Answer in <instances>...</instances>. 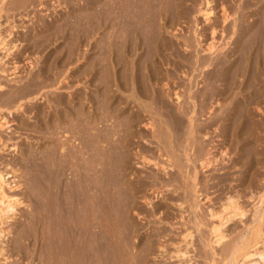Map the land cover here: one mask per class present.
Instances as JSON below:
<instances>
[{"label":"rangeland","instance_id":"rangeland-1","mask_svg":"<svg viewBox=\"0 0 264 264\" xmlns=\"http://www.w3.org/2000/svg\"><path fill=\"white\" fill-rule=\"evenodd\" d=\"M0 1H1L0 2V35H1L0 37L4 39V45L0 44L1 45L0 46V59H1L0 71L3 69L5 71L4 73L0 72V84L3 86L0 89V106L7 107L8 109L10 108L9 110L12 112L11 114H8L7 110L3 111L4 115L5 116L7 115V119L10 120V122H9L8 128L0 131V171H2L3 173L8 172V174L5 176V178H6L7 182L10 183L11 185H14L15 184L14 182H16V183L18 182L17 185L20 184L18 187H15V188L12 187V188L8 189V187H6V189H7L6 191H7L9 196H13V198H17V199H19V201H21V203L16 206L15 211L13 213H9L10 219L6 220V222L3 225H0L1 226L0 229H2V231L4 230L2 232V234H0V245L4 246L5 251L6 250L8 251V253H7V251L3 252L4 253L3 256L7 257L6 258L7 260L5 259V261H3L5 257L2 258L3 256L2 257L0 256V258H1L0 264H36V263L38 264L39 258L42 255V258H40V261H39V264H41L42 260L45 259V261H47L46 258L48 256H50L48 258H51L52 257L51 255H53V257H54V254H53L54 252L51 251L52 252V254H51L49 249H48L49 251L45 250L47 252V254L45 251H42V249L45 246V245H40L41 243L43 244L42 239L39 240L40 244H38L39 242L38 243L36 242V245L38 244V247L36 245H35L36 247H34L33 246L34 243L32 244V239H31L32 236H30L31 237L30 241H29V239H26V238H29V235H30L29 233H31L30 228H29L32 225V224H30L31 221H34L35 218L38 219L39 216L41 217L40 213H43L44 208H43V205H40V203L46 205V202H47V204H49L51 202L50 196H49L50 193L49 194L47 193V191H48L47 188H49L52 185V183L53 184H59L57 182H59V181L61 182L62 180H63V182L64 181L68 182L70 179H72V177L70 175V171H67V170H71L74 168L73 164H75V163H73V162H76L75 159L73 157H71L73 160L71 158H70V160H72L73 162L68 161L69 165H67V163L61 165V163H64V162H62L64 159V156L62 154H59V152L64 154V152L67 151L68 146L70 147L71 144L68 146L66 144L61 145L62 139L64 141L63 132L61 130L56 129L55 125L54 126L48 125V127H47V125H44L45 122L43 120L47 118V120L51 119V122H52L51 116H53L52 114L54 113L53 112L54 111L53 106H55L54 103L56 104L57 101L60 100L62 97L65 99L69 98L70 96L68 94L72 93V92H73L72 94H74L76 90H77L76 91L77 94L80 93L82 95V97H84V98H86V97L87 98H93L92 101H94V103L92 102V104H91L89 101L86 102V100H84V98H83L84 102L86 103L85 104L86 112L84 114V117L89 115L88 111L92 110L91 108L93 107V104L97 110L95 113L98 114L97 115L98 120L96 121L95 125H97V127H99L98 129H100V133L102 134L101 136H103L101 139L102 143L100 142L101 151H102L101 162L103 161L100 164V166H101V169L103 168L102 171H104L101 174V178H102L101 185L103 184L102 187L104 190L109 191V192H107V194L110 197L113 193L112 192L113 190H111V189H113V186L116 184L115 182H116L117 173H116V164L115 163H116L117 159H119V157H120V155H119L120 150H117L116 147L122 145L120 143V140H122V138L126 134L124 132H126V126H127L126 116H127V114L122 115V114H116L114 112H111V109H109V106H108L109 103L111 104V106L112 105L114 106L116 104L114 102L115 99L117 101H121V102H122V99H123V101H124V99H126V101H124L122 104V105L127 104L126 107L121 106V105L120 106L125 107L128 110L132 109L131 111H134L135 110L134 108H137L136 112L138 110L140 111V109L143 110V108H142L143 105H145L146 108H148V105H150L151 108L156 107V109L157 108L159 109L158 111L153 110V112H152L151 108L149 107L146 112L149 114L152 113V115H148L147 113H144V110L141 113L138 111V113H140V115H143L145 117L141 116L143 121H142V119H140L141 123L140 122L134 123V125H133L134 127H132L130 129L131 131H133V137H132L133 142L131 141L132 145L129 148L130 151L132 152V153L129 152V154L131 155V156L129 155V159H130L129 168H131V169L128 168V170H127V179L129 178L130 180L132 179L134 182L136 181L135 182L136 186H138V184H141V180H143V182L145 180V183L147 182V186L145 187L146 189H144L143 191L136 194V198L134 199L137 202V207H141V210L136 209V211H139L137 213H135L133 211L131 212L130 209L128 211V215H129L130 219L132 221L135 220L133 223L136 224L135 225L136 228H137V226H139V228H137L135 230L136 232H134V233L132 232L128 235V231L126 229H124L126 221L123 219V215L121 213H119L118 210L115 211V208L112 205V204H114L112 202V200H109V202H107L106 205H105L106 202H103V206H105L103 208V211L105 212V213L103 212V216H104L106 221L103 224V226L105 228L103 227V229H102V231H103L102 232L103 233L102 234L103 235L102 240H104L103 241L104 243L102 242V245H101V248H102L101 254L102 255H101L100 264H109V263L110 264H133V263L134 264H210V261H211L210 256L212 255V251L210 250V247H206L208 240H209V237H208L209 227H206V226L209 225L208 223L211 224V222H209L210 218L207 215V212H208L207 210H208V208H211V207L208 206V203L206 201H204V199H203L205 193H207L206 195L211 196V198H213L215 200V201L213 200L214 205L212 204V206L215 207V208L213 207L214 210L220 209L219 205H221L222 200H224L223 198H226L227 195H232L235 198H237L238 203L240 204L242 210L245 213L244 216L241 217L242 220L240 217L237 216V217L233 218L223 228L224 233H225V238H226V239H224V241L226 240L225 243L223 241L222 243H224V244L221 243L218 246H216V245L213 246V248L216 247V248H214V250H216L217 253H219L217 261L220 260V262H217L218 264H221V262H222L221 260H223L222 258L224 255V254L222 255L220 252L224 253L226 250H228L227 246L228 245L232 246L233 242L236 241L237 238H239V236L241 234H244L246 237H248V236L251 237L253 235V234L251 235V233L252 232L254 233V231L256 232V230H258L257 232H260V235L262 236V238H261V236L259 235L258 240L264 242L263 241L264 240V217H263L264 216V208H263V206H264V195H263L264 194V112L262 114L261 113L262 110L260 111V109H262L261 106L263 107V105L260 106V104H256V103H258V100H255L257 98L256 93H254L255 95H252V96L250 94V93L253 94V92H255V90L257 89V87H256L257 83L255 81L257 78H256V76H253L255 78L253 80L252 79L253 77H251L253 74L256 75V73L254 71L255 66L253 65L254 68L250 69L253 71L249 72V73H251V76H249V78H251L250 81L252 80L254 83L247 82V81H249V78L247 76L245 77V75H247L246 71L243 74V71L241 69L242 65H241V62L239 61V58H240L239 54H241L240 51L242 49V46L239 43L240 41H238L239 39L241 40L240 37L243 35V33L245 31H248V29L250 28V25H253L256 22V18H258V15H256V12H257L258 6H259L258 0H250V1L249 0L248 1H246V0H227V1L226 0H216L217 2L215 0H210V2H211V3H209L210 5L209 4L207 5V3H206V1H208V0H183L186 4L185 3L183 4V2H182V4L179 6V7H181V9L179 11H177L178 12L177 16H173V18H170V20L168 19V21H167V19H165L166 23L163 22L165 20L160 21V24L163 22L162 24L164 25L161 27V28H164L163 29L164 32L160 29V32L162 31L161 34H162L163 38L165 37L164 38L165 40L163 39L165 41V42L163 41V43H165V45H162L164 47L161 46V48H160V49L164 48L163 51L160 50V51H162L161 53H160V51H158L157 52L158 55H156V51H154L155 49L153 50L152 48H149L151 51L149 50V53H148V51H147V53H145L146 50H145L144 46H142V44H141V47L139 49L137 48L134 51L135 54L133 53V55H132V60L136 64V66L133 67V69H132L133 72L131 71V73H130V79H132V78H135V79L132 81L130 80L131 83H128L130 86L129 89H127L125 87V89H122V90L120 88H118V84H123L125 82L124 81L122 82V80H121L122 77L120 76L121 75L120 72L118 70H116L117 68L115 66H113L115 64V60H116V57H115L116 56V46H115L116 45V43H115L116 39L114 38V35L116 36V34H115L116 33V29H115L116 28V21L114 22L116 12H114V10H115V6H114L115 1L114 0H12V1L11 0H0ZM31 1H32V3H31ZM245 1H246V3H245ZM87 3H90V4H87ZM1 4H2V6H1ZM13 4H14V7H13ZM197 4H200V5H197ZM243 4H244V6H243ZM245 5H248V6H245ZM4 7H6V8H4ZM158 7H159V9H157V6L155 5L154 11L152 8L151 12L149 14H147V18H149V20L155 19V21L157 22V19H159V16H158L160 14L159 12H161V11L163 13L162 14L163 16L165 14V17H166L167 13L170 14L172 12V10H169L171 12L166 13L167 7H165L164 4H160ZM161 7H162V9H160ZM182 7L184 8V10ZM203 10L211 12V16L208 17L207 21H206L205 17L202 15ZM249 10L252 13L248 12ZM156 11H157L158 15H156ZM223 11H224V13H223ZM180 12H182V14ZM220 13L221 14L223 13V15H225V16H227L226 14H228V16L229 15L230 16L227 17L226 19H224V17L222 15H220ZM245 14H246V16H245ZM248 14H249V17H248ZM153 15H155V16H153ZM179 15H181V16H179ZM108 16H110V17H108ZM149 16H151L152 18ZM168 16L172 17V16L167 14L166 18H169ZM250 16H251V18H250ZM104 17H105V19H103ZM178 17H179V19H178ZM107 19H108V21H107ZM209 19H210V22L208 21ZM248 19H250V21ZM251 19H254L255 21H253ZM224 20H226V21H224ZM245 21H247L248 23L250 22L249 23L250 25ZM251 21H253V22H251ZM173 22H175V23H173ZM176 22H177V24H176ZM243 22H244V24H243ZM222 23H223V25H221ZM150 24L151 23H149V25ZM214 24H216V25H214ZM232 24H233V26H232ZM244 25H246L245 26L246 29H244V27H243ZM90 27H92V28H90ZM170 27H171V29H170ZM180 27H181V29H180ZM231 27H233L232 30H231ZM208 28H210V29H208ZM211 29L214 32L211 31ZM236 30H238V31H236ZM172 32H174V33H172ZM195 32L197 33V36H196ZM212 32H213V34H212ZM232 32H233V34H232ZM91 33H92V35H91ZM163 33L165 36L163 35ZM251 33L254 34V31L251 30ZM183 36H184V38H183ZM211 36L215 37V38L214 39L210 38ZM234 39H236V40H234ZM176 40H177V42H176ZM183 40H184V42H183ZM187 41H189V43L191 45H189V43ZM167 42H169V43L172 42L171 44L174 45L173 46L174 48L173 47L169 48L168 46H170L171 44H169ZM225 42H227V43H225ZM232 42H233V44H232ZM235 42L237 44H234ZM5 43H7V44H5ZM211 44L212 45L214 44L212 46V48H211ZM237 46H238V48H237ZM4 47H5V49H4ZM231 48H233V50L236 51V53H235L236 59L234 58V55L227 58V53L228 52L230 53ZM202 49L204 50V52ZM209 49L211 52L209 51ZM237 49H239L238 50L239 52L237 51ZM166 52H168V53H166ZM214 54H215L216 58H215ZM219 54L222 56H220ZM145 55H148V56H145ZM162 56H164V57H162ZM223 56L227 59H224ZM237 56H239V58H237ZM159 57L162 59H160ZM193 57H194V60H193ZM221 57H223L222 61H224V63H225V64L223 63L224 68L222 67L223 64H221ZM214 58L217 59L215 61H218V63L220 60L221 65L216 63V62L213 63ZM232 58H233V61H232ZM228 59H229L230 64H231V61L234 62L235 67H236V68L234 67L236 70V73L239 72V68H240V72H239L240 74L239 73H237V74L232 73L233 69L231 71L229 70V67L233 68L234 64H232V66L231 65L228 66V63H229ZM226 60H227V63H226ZM210 61L211 62L213 61V62L211 63ZM172 62H173V64H172ZM236 62L239 63L240 67H239L238 63L236 64ZM207 63L208 64L211 63V65H208ZM12 64H14V65H12ZM137 65H139V66H137ZM144 65H145V67H144ZM153 65H154V67H153ZM13 66H17V67L14 69ZM215 67L216 68L218 67V68L216 69ZM220 67H222V68H220ZM13 70H15V71L13 72ZM221 70H222V72H221ZM226 70L228 71V73H226L227 72ZM233 72H235V71H233ZM219 73L221 75H219ZM229 73H231L232 76H235V75L237 76L238 74H239V76L234 77V79H233V78L228 76V75H230ZM241 73H242V76H240ZM162 74L165 76H163ZM117 75H118V77H117ZM218 75L223 76V77H219ZM209 76H210V78H209ZM224 76H228V77H224ZM225 78H227V80ZM230 78H231V81H229ZM245 82L247 83V85L245 84ZM248 83H250V85L247 89L246 86H248ZM134 84L135 85L137 84V86H134ZM143 84L147 85V87L149 88V90H150L149 94L148 93H146L145 95L137 94L135 89H137V87H139V86L142 87ZM164 84H166L167 86ZM227 84H228V86H226ZM235 84L238 85L239 87L237 88V86H235ZM242 84H243V86L245 85V87H243ZM251 84L252 85L254 84L255 86L254 85L252 86ZM148 85H150V86H148ZM153 87L155 89H153ZM228 87H229V89L227 90ZM233 87L234 88L236 87L238 90L236 88L235 89L237 91H235V89L233 90ZM239 88L240 89L246 88L245 89L246 91H244V93L247 94V96H246L247 98L253 97L252 98L253 100H251L249 98L251 101L249 100L250 102L249 101L247 102V103H251V104H248V108L250 109L249 112H251L250 114L247 110L248 108L246 107L247 104L243 103L244 99L246 101V97H244L245 94L243 93V95H242L243 89L240 90ZM131 89L135 91V94H137V95L133 94L134 99H133V97L130 96V95H132L131 93H134V91H132ZM152 89L155 92H152ZM221 89H223L222 91L227 92V93H225L226 94L225 96L221 95L223 93L221 91ZM230 89H231V91H230ZM124 90H126V91H124ZM238 91H240V92H238ZM151 92L153 93L152 95L150 94ZM220 92H222V93L220 94ZM210 93H211V95H210ZM93 94H94V96H93ZM158 95L161 97H159ZM105 96L112 98V100L109 102L105 101L106 100ZM140 96H142V97H140ZM146 96L150 97V98H147ZM155 96L157 97V99L160 98L159 101L156 99ZM138 97H139V99H138ZM151 97H155V100L153 98L151 99ZM225 97L228 100V102L226 100V106H228V108L224 104L225 103V99H224ZM228 97H230V98L232 97V98L230 99ZM99 98H101V99H99ZM119 98H121V99H119ZM135 98H136V100H135ZM215 98H217V99H215ZM238 98L240 99V102H239ZM103 99H105V100H103ZM142 99H144V100H142ZM177 99H179V100H177ZM49 100L51 102H49ZM134 100H135V102H134ZM139 100H142V101H140L141 102L140 105L138 103ZM202 100H203V102H202ZM52 101H53V103H52ZM101 101H102V103H101ZM130 101L131 102L133 101V103H131ZM219 101H222V102L224 101V103H222V102L220 103ZM231 101H233L234 103L233 102L231 103ZM255 101H257V102H255ZM18 102H21L20 104L22 105V108L20 110H17V108L15 109V107L18 105ZM125 102H129V103H125ZM136 102L138 103L139 106L137 104L133 105ZM146 102H148V105H146L147 104ZM204 102H206V104H204ZM235 102L237 104L236 106L240 107V108H238V111H237V109H232L235 105ZM144 103H146V104H144ZM177 103H179V104H177ZM227 103L230 104L231 106L227 105ZM241 103H243L246 106L245 107L242 106L243 104H241ZM151 104H152V106H151ZM200 104L202 106H204V105L205 106L202 107ZM130 105H132L131 106L132 108H130ZM102 106H103V108H102ZM140 106H141V108H139ZM211 106H212V109H211L212 111L209 110V108H211ZM229 106H230V108H229ZM201 107L202 108L207 107V108L202 109ZM220 107L222 109H220ZM243 107H244V109H242ZM179 108H181V109H179ZM105 110H107V111H105ZM130 110L128 112H130ZM161 110H163V111H161ZM168 110H170V111L172 110L173 113L172 112L170 113ZM178 110H180V111H178ZM192 110H194V112H193L194 114L192 113ZM222 110L223 111L225 110L224 112H227V113H224ZM235 110H236V112L233 113ZM242 110L247 111V112L246 111L245 112L248 114H245V115L249 116V118H248L249 122L251 123V121H252V124H254V125L248 123V124H250L248 126L249 127L251 126L252 128L248 127L249 130L247 129L246 132H244V131H243L244 133L242 132L244 135H242L241 137L244 136V138H243L244 142H247V143L245 145L242 144L243 146H241V150L238 151L237 148H234L232 151L233 147L238 146V144L233 143V140H231V139L229 140L230 137L232 139H234V137L231 135L233 127L232 126L229 127L228 121L226 122L222 119L223 118L225 119L229 113L230 114H236L237 116H240V115H242L241 112L245 113ZM150 111H151V113H150ZM197 111H199V112H197ZM220 111L223 113H221ZM159 112L160 113L162 112V113L160 114ZM174 112H175V115H173ZM185 112L187 113V115ZM38 113L39 114L41 113V115L39 116ZM44 113L46 116H42V114L44 115ZM107 113H108V115H107ZM168 113L171 115L169 116ZM188 113L191 116L192 115L195 116L194 118L192 117L194 120L193 123L195 126L193 129V132H192L193 136L189 134L190 136H192L191 137L192 140L191 139L189 140L190 142L192 141L191 144L189 142L190 145L187 143L188 142L187 139H189V137H188L189 135L185 134V132H184V131L187 132V127L189 125V123H187V122L190 121L189 118L191 117L188 115ZM218 113L221 114V116H223L224 114H226V115L221 117L220 115H217ZM145 114L148 115L149 117L151 116L150 119L147 118L148 116H146ZM155 114L160 115V117L159 116L157 117ZM164 114L166 115V117H167V114L169 117H171L172 115L175 117L179 116L181 118L180 121L181 120L183 122L185 121L184 123L187 124L186 125L183 122H181L183 124V125H181V126H183L182 127L183 130H181L182 128L179 129V131H181V132H179L177 134L180 135V133H182V135L179 136V135L174 134L173 136L174 137L177 136V137L174 138L172 136L173 139L172 138L170 139L172 141L175 140L177 142L176 143L174 141L176 144L175 143L173 144V142L171 141V144H169V147H164L165 145L163 146V144L161 146L162 151H163L162 147L163 148H170V149L173 148L172 150L174 152L170 149H164V152H166V150H168L166 153H168V152L173 153V154L172 153H168V154L171 156V158H170L171 161L172 160L174 161L175 159H173V158H176V160H175L176 162L175 161H174L175 163L172 162V164H174V165L171 164V161L169 163L166 160L167 155H165L164 152H161V153L162 154L164 153L165 156L159 152L160 148L159 149L156 148L157 147L156 143H154V141L156 139H154L153 143L150 144L148 142L146 143L145 138H142V135H144L146 133L145 134L146 139L151 140V138L148 137L149 136L148 134H150L149 127H147V126L145 127L144 125L146 124V122H151L152 121L151 118H153L154 116L155 117L153 118V122L155 123L157 121L156 122L157 124H160V123L162 124L161 121L166 119L165 116H164V119L161 116ZM213 115L216 117L220 116L219 118L220 119L222 118L221 121H223V122L218 120L219 118L217 120L214 119ZM187 116H189V118ZM48 117H50V118H48ZM169 117H167L166 121H168ZM179 117H178V119H179ZM210 117H213L214 120L212 118L211 119L213 120L214 123L216 121H219L221 124L219 126L217 125V124H219V122H216L214 124L213 122H211L212 120H210ZM155 118H158V119H155ZM159 118L161 121L159 120ZM250 118L252 119L251 121H250ZM154 119H155V121H154ZM38 121H41V122L43 121L42 122L43 124H41L39 126ZM143 122L145 124H143ZM209 122L211 125L209 124ZM137 123L140 125L136 126ZM154 123H152L153 126H154ZM195 123L197 124L198 128H196L197 126L195 125ZM223 123H225V124H223ZM213 124H214V126H213ZM215 125H216V127H218L215 129L219 130V132L215 131L214 132L215 134H214L213 130H215L214 129ZM42 126L44 127V129ZM155 127H157V130H158L157 134L159 136L160 135L159 133H162L160 131L161 126L157 125ZM158 127H160V128H158ZM227 127H229L230 129ZM39 128H40V130H39ZM220 129H221V131H220ZM250 129H252V130H250ZM87 130H89L92 133L94 132V130L92 129V126H89V129H87ZM138 130L139 131L144 130V131L141 132V134H140V133H138L139 132ZM163 130L164 129L162 128V131ZM89 131L87 133V136L90 133ZM55 132H57V133L54 134ZM164 132H165V130L163 131V133ZM92 133L89 134V136H88L89 139H92V135H93ZM203 133L205 136L203 135ZM209 133H210V135H209ZM216 133H217V135H216ZM225 133H227V134H225ZM245 133H246V135H245ZM60 135H62V136L60 137ZM146 135H148V136H146ZM183 135L185 137V139H184V137L182 138L183 141L185 140L184 143L182 145L180 143L178 144V142H181L179 140H181V137ZM211 135H212V137H211ZM218 135H220V136H218ZM161 136L163 137L164 135H161ZM161 136H159V137H161ZM223 136H225V138ZM226 136H230V137L227 138ZM178 137H180V138L178 139ZM56 138H57V140H56ZM176 138H177V140H176ZM58 140L60 141V144H59ZM227 140H229V141H227ZM224 141H227V144L223 143ZM117 142H119V143H117ZM55 143L57 144V146L55 145ZM228 143H230V144H228ZM184 144H186L185 148L183 147ZM187 144H188V149H190L188 151H187ZM50 145H52V146H50ZM210 145H212V146H210ZM227 145H228V148H227ZM174 146L179 148V149L174 148ZM50 147L53 150H51ZM57 147H58V149H57ZM71 147H72V145H71ZM146 147L152 148L153 151H149ZM220 147H222L221 149H223V148L225 149V154L226 153L228 154L227 156H225L224 154H219L221 151ZM54 148H56V149H54ZM64 148H66V149H64ZM154 148H156V149H154ZM230 148H231V152L228 151V149L230 150ZM102 149H104V150H102ZM199 149L201 152H199ZM205 149H207L208 151L206 150L202 154L203 150H205ZM157 150H158V152H157ZM183 150L187 151V153H189L188 154L189 158L192 157V159L194 161L190 159V161H192V162H190V161L187 162L185 160V157H182L183 155H181L183 153L182 152ZM234 150H237L238 152H240L241 159H236V160L234 159L237 156L235 154L237 151H234ZM110 151H112V152H110ZM137 152L138 153L142 152L141 153L142 155H144L143 153L145 152L146 157L151 156L150 158L152 160L156 159L155 161L160 162V164H162V162H163V164L165 163L166 166L168 164V167L166 168V170H163L162 168H160V166H155L152 162L149 164H147V163L144 164L140 161V159H139L140 154H138ZM54 153H56V154H54ZM148 153H149V155H148ZM159 153H160V156H159ZM174 153H175V155H174ZM199 153L202 154L201 157H200ZM135 154H138V155H135ZM208 154L210 156H208ZM229 154H231V156ZM42 155H44V156H42ZM206 155H207V157H206ZM221 155L224 157L222 158ZM234 155H235V157H234ZM47 156H49V157H47ZM108 156H110V157H108ZM202 156H203V158H202ZM212 156H213V158H216V156H217L218 159L216 158L214 161L218 160L219 162L218 161L213 162V165L208 166L209 168L208 167L201 168L199 165L201 159H206L208 157L210 158ZM228 156L231 158H229ZM232 156H233V159H232ZM44 157L46 159H44ZM50 157H51V160H49ZM60 157H61V159H60ZM213 158H211V160ZM58 159H59V161H56ZM44 160H46V161H44ZM232 160H233V162H232ZM49 161H52V162L50 163ZM181 163H183V164H181ZM71 164H72V166H71ZM170 164L172 166H170ZM46 165H48V167ZM63 165H65V166H63ZM180 165L182 166V168ZM69 166H71V167H69ZM223 166H225V168H222ZM58 167L59 168L66 167L69 169H66L65 172L63 173V175L60 177L59 175L57 176V173L54 172L55 168L58 169ZM194 167H195V169L197 168L196 169V171H198L197 172V180H199L200 187L203 189V193L200 192V194L202 193L203 195L199 194V196H198L199 199L197 198L198 199L197 202L198 201L200 202V203L198 202V205H200L198 207L201 209V211L200 210L198 211L197 209L195 210V215H198L197 217L199 218V220H201L200 222H202L200 225V227L202 229H200V227H199V229L202 230V232L198 231L200 235L196 231V227L194 226V223L191 222V221H194L195 219H194L193 212L189 209L190 203H188V202L191 201L193 196L190 195V191L183 193V191L181 189V181H182L181 178L183 177V175H184V179H185V176L188 179L190 177H192ZM231 167H234V168H231ZM50 168H52V169H50ZM227 168L229 170H227ZM179 169H180V171H181V169L185 170V171L184 170L181 171L183 173V175L180 171H178ZM43 170H46V172L47 171L48 172L46 173ZM107 170H109L110 173ZM165 171H167V172H165ZM226 171H228V172H226ZM32 173H33V176H31ZM44 173H46V174L44 175ZM41 174H43V175H41ZM223 174H224V176H223ZM40 175L43 176L42 178L44 180L40 177ZM55 175H56V177H55ZM151 175H152L151 178H153L154 175H155L154 177H159L158 182H160V184L152 182L153 180H151L149 177ZM104 176H105V178H104ZM109 176L112 179L114 178L115 180L114 179L112 180ZM137 176H139L138 179H140V177H141V180L138 182V184H137V181H138ZM34 177H35V179H34ZM39 177L41 178V180L37 179ZM144 177H145V179H144ZM56 178H58V179L55 181ZM49 179H51L50 180L51 182H49ZM106 179H107V181H106ZM177 179H179V180H177ZM38 180L40 182H42V183L44 182V183L43 184L41 183L42 184L41 185L40 182H38ZM166 180H167V182H166ZM188 181H190V179ZM54 182H56V183H54ZM45 183H46L47 187H46ZM50 183H51V185H50ZM203 183L204 184L206 183L207 187L209 185H210V187L211 186H213V187H211V188L208 187V190H207V188L205 189L204 187H202ZM208 183H209V185H208ZM43 185H45V186H43ZM174 185L176 186V188ZM40 186H42V187H40ZM111 186H112V188H111ZM30 187H32V188H30ZM39 187H40V189H39ZM107 187L109 189H107ZM170 188H171V191H170ZM176 189L179 191H177ZM110 191H111V193H110ZM160 192H162V193L160 194ZM142 194H146L147 196H149L148 198L150 199V202L152 203L151 205H148L147 203H146L147 205L144 204L143 200H141V198H139V197H141ZM105 195H106V191L104 192V196ZM164 196H172L173 199L167 198ZM181 197L183 200L184 199H186V201L188 200L187 202H185L183 204L182 208L178 207L175 204V202L177 200H180V201L182 200ZM259 197H260V199H259ZM41 198H42V200H40ZM39 200H40V203H39ZM259 201H260V203H259ZM164 204L165 205L169 204V206L171 205L170 206L171 208H169V212H170V215L168 216L169 218L164 217V215L162 213L163 209L165 210V208H162V210L161 209L158 210L159 212H157V210H156L157 207H159L160 205H164ZM201 204L203 206H201ZM153 205H154V209H153V207H150ZM210 205H211V203H210ZM201 207H203V208H201ZM256 207L258 209H260L259 214H261V212L263 210V213L261 214L262 216H260V215L255 216L254 215V209ZM260 207H262V208H260ZM34 209H35V211H34ZM142 210H144V211L142 212ZM196 213H198V214H196ZM199 213L203 214V215H199ZM179 214L181 216L183 215L182 216L183 219L185 218L186 222L188 223L187 226L188 227L190 226L189 229L191 230V232H193V236L191 238L187 239V242L189 240L192 242L189 241V243H187V242L185 243V242L181 241L182 228L183 227L180 225H182L183 219L182 218L180 219ZM112 216H113V218H112ZM203 217H205V218H203ZM257 217L259 219H260V217L261 218L263 217L261 219L262 223L260 222V220ZM174 218H177V219H174ZM26 219H28V220H26ZM39 219L41 220V222H38ZM39 219L34 221V222L37 221L39 223V224H37V222H36L37 227L39 225L38 228H40V226H42V224H40V223L44 222V219H42V217ZM188 219H189V221L190 220L191 221L189 222ZM204 219L207 221H205ZM83 220H85L86 222L85 221L82 222ZM169 220L171 222H168ZM258 222L261 224H259ZM74 223H76L75 225H79V227H83V226L85 227V224H87V220H86V218H83V219L79 218L75 222H73V224ZM79 223H82V224L80 225ZM137 223H138V225H137ZM179 223H180V225H178ZM258 224H259V226H258ZM25 225L26 226L28 225V227H25ZM105 225H109V226H105ZM116 227L119 230L117 229V231H116ZM17 229L20 231H18ZM105 229H107V230H105ZM21 231H23V232H21ZM139 232H141V233H139ZM205 234L208 237L207 240H206L207 237L202 236V235L205 236ZM130 236L131 237L133 236L132 238L134 239V241H132V238ZM15 238H20V245L23 244V246H24V247L22 246L23 248H18V249L16 248L17 245L15 244ZM130 238H131V240H130ZM9 239H10V241H9ZM232 239H234V241ZM117 241H118V243H117ZM230 241L232 242V244ZM148 242L150 245L147 244ZM227 242H228V245H226ZM24 244L26 245V247ZM123 244H125V245L123 246ZM14 245H15L16 250L14 249ZM191 245H193V246H191ZM181 247L184 250L181 249ZM230 247H229V249H230ZM25 248L26 249L28 248V251H26ZM148 248H149V250H148ZM179 248L181 249L182 252H186V250H187L185 257H176L175 252ZM224 248L225 249L227 248V249L224 251V250H222ZM19 249H23V250H21L22 252L19 251ZM44 249H47V247H45ZM9 250L11 251V253H9L10 252ZM24 250L28 253V255L29 254H31V255L28 257L27 253ZM33 250H34V253H33ZM35 250H37V251L39 250L37 252L38 254L36 253ZM220 250H222V251H220ZM29 251H31L32 253H30ZM119 251L123 252V254L120 253ZM147 251H149V252H147ZM41 252H43V254L45 252V255L43 256V254ZM5 253H7V254H5ZM24 253L27 255V257H23V256H25V255H23ZM115 253H116V255H115ZM120 255H121V257H120ZM123 256L127 259H125ZM221 256H222V258H221ZM37 257H38V259H37ZM53 257L51 258V260L53 259ZM122 258H123V261H122ZM35 259H37V261ZM118 259H120L121 261ZM189 260H190V262H189ZM45 261H43L42 264H47V263L50 264L52 262V261L50 262L49 259H48L49 262L47 261V263H46ZM108 261H110V262H108ZM3 262H5V263H3ZM55 262L56 261H54L53 263L55 264ZM256 264H260V262H257ZM261 264H262V262H261Z\"/></svg>","mask_w":264,"mask_h":264},{"label":"bare ground","instance_id":"bare-ground-1","mask_svg":"<svg viewBox=\"0 0 264 264\" xmlns=\"http://www.w3.org/2000/svg\"><path fill=\"white\" fill-rule=\"evenodd\" d=\"M12 1V0H11ZM115 2V10H114V12H116V15H115V20H114V22L116 21V36L114 35V38L116 39V60H115V64L113 65V66H115L117 69L116 70H118L119 72H120V76L122 77V82L124 81L125 83H123V84H118V88H120L121 90L122 89H125V87L127 88V89H129L130 88V86H129V84L128 83H131V81L132 80H134L135 78H132V79H130V73H131V71H132V69H133V67L134 66H136V64L133 62V60H132V55H133V53H134V51L138 48H140L141 47V44H142V46H144V48H145V50H146V52L145 53H147V51H148V53H149V48H152L154 51H156V55H158L157 54V52L158 51H160V50H162L163 51V49L164 48H162V49H160L161 48V46L162 45H165V43H163V41L165 40L164 38H163V36H162V34H161V32L163 31V29L164 28H161L162 26H164L162 23L163 22H165L166 23V20L165 19H167V21H168V19L170 20V18H173V16H177V11H179L180 9H181V7H179L181 4H182V2H183V4L185 3L183 0H114ZM216 1V0H215ZM227 1V0H226ZM246 1H248V0H246ZM246 1H245V3H246ZM250 1V0H249ZM1 2V1H0ZM4 2V1H3ZM155 2V3H154ZM193 2V1H192ZM217 2V1H216ZM258 2H259V6H258V10H257V12H256V15H258V18H256V22L253 24V25H250L247 21L249 20L250 21V19H248L247 21H245V22H247L249 25H250V28L248 29V31H245L244 33H243V35L240 37L241 38V40L239 39L238 41H240L239 43H240V45L242 46V49H241V54H239V56H240V58H239V56H237V58H239V61L241 62V69H242V71H243V74L245 73V71H246V74L247 75H245V77L247 76L248 78H249V76H251V73H249V72H251V71H253V70H250L251 68L253 69L254 67H253V65L255 66V68H254V71H255V73H256V75H252L251 77H253V76H256V83H257V89L255 90V92H253V94L252 93H250L251 94V96L252 95H255L254 93H256V99L255 100H258V103H256V104H260V106L261 105H263V107L261 106V108L262 109H260V111L262 110V114H263V112H264V0H258ZM8 3V2H7ZM31 3H32V1H31ZM39 3V2H38ZM96 3V2H95ZM94 3V4H95ZM102 3V2H101ZM100 3V4H101ZM206 3H207V5L209 4V3H211L210 2V0H208V1H206ZM233 3V2H232ZM244 3V4H245ZM248 3V2H247ZM251 3V2H250ZM78 4V3H77ZM81 4V3H80ZM87 4H90V3H87ZM160 4H164L165 5V7H167V11H166V13L167 12H171V11H169V10H172V12L169 14V13H167L168 15H170V16H172V17H169V18H166L167 17V14H166V17H165V14H164V16L162 15L163 13H162V11L161 12H159L160 14L158 15L157 14V11H156V15H158L159 16V19H157V22L155 21V19H151V20H149V18H147V14H149L150 12H151V9L153 8V11H154V6L156 5L157 6V9H159V5ZM186 4V3H185ZM195 4V3H194ZM244 4H243V6H244ZM79 5V4H78ZM103 5V4H102ZM110 5V4H109ZM197 5H200V4H197ZM210 5V4H209ZM249 5V4H248ZM248 5H245V6H248ZM1 6H2V4H1ZM108 6V5H107ZM162 6V5H161ZM183 6V5H182ZM12 7V6H11ZM13 7H14V4H13ZM75 7V6H74ZM179 7V8H178ZM224 7V6H223ZM4 8H6V7H4ZM164 8V7H163ZM169 8V9H168ZM178 8V9H177ZM183 8V7H182ZM207 8V7H206ZM235 8V7H234ZM247 8V7H246ZM255 8V7H254ZM80 9V8H79ZM114 9V8H113ZM160 9H162V7L160 8ZM189 9V8H188ZM225 9V8H224ZM2 10V9H1ZM7 10V9H6ZM183 10H184V8H183ZM200 10V9H199ZM198 10V11H199ZM221 10V9H220ZM223 10V9H222ZM29 11V10H28ZM112 11V10H111ZM164 11V10H163ZM187 11V10H186ZM196 11V10H195ZM221 12V11H220ZM227 12V11H226ZM248 12H251L250 10L248 11ZM255 12V11H254ZM81 13V12H80ZM86 13V12H85ZM101 13V12H100ZM153 13V12H152ZM181 14H182V12H180ZM189 13V12H188ZM223 13H224V11H223ZM223 13L221 14L220 13V15H222L223 17H224V19H226L227 17H229L228 16V14H226L227 16H225V15H223ZM237 13V12H236ZM252 13V12H251ZM31 14V13H30ZM35 14V13H34ZM33 14V15H34ZM106 14V13H105ZM110 14V13H109ZM115 14V13H114ZM28 15V14H27ZM99 15V14H98ZM104 15V14H103ZM202 15L205 17V19H206V21H207V19H208V17L209 16H211V12L209 11H204L203 10V12H202ZM236 15V14H235ZM251 15V14H250ZM255 15V14H254ZM105 16V15H104ZM152 16V15H151ZM151 16H149V17H151ZM153 16H155V15H153ZM179 16H181V15H179ZM195 16V15H194ZM244 16V15H243ZM245 16H246V14H245ZM244 16V17H245ZM77 17V16H76ZM108 17H110V16H108ZM222 17V18H223ZM248 17H249V14H248ZM247 17V18H248ZM254 17V16H253ZM152 18V17H151ZM196 18V17H195ZM243 18V17H242ZM246 18V19H247ZM250 18H251V16H250ZM254 18V19H255ZM103 19H105V17L103 18ZM178 19H179V17H178ZM177 19V20H178ZM186 19V18H185ZM217 19V18H216ZM215 19V20H216ZM240 19V18H239ZM245 19V20H246ZM254 19H251V20H253V21H255ZM112 20V19H111ZM163 21V20H165V21H163L161 24H160V21ZM229 20V19H228ZM237 20V19H236ZM107 21H108V19H107ZM192 21V20H191ZM204 21V20H203ZM205 21V22H206ZM209 22H210V19L208 20ZM212 21V20H211ZM224 21H226V20H224ZM253 21H251V22H253ZM97 22V21H96ZM170 22V21H169ZM172 22V21H171ZM196 22V21H195ZM208 22V23H209ZM149 23H151L150 25H149ZM173 23H175V22H173ZM197 23V22H196ZM213 23V22H212ZM171 24V23H170ZM176 24H177V22H176ZM206 24V23H205ZM243 24H244V22H243ZM247 24V25H248ZM98 25V24H97ZM213 25V24H212ZM214 25H216V24H214ZM221 25H223V23L221 24ZM99 26V25H98ZM115 26V25H114ZM232 26H233V24H232ZM235 26V25H234ZM246 25H244L243 27H244V29H246V27H245ZM166 27V26H165ZM176 27V26H175ZM224 27V26H223ZM248 27V26H247ZM90 28H92V27H90ZM205 28V27H204ZM222 28V27H221ZM232 28L233 27H231V30H232ZM60 29V28H59ZM160 29L162 30L161 32H160ZM169 29V28H168ZM170 29H171V27H170ZM176 29V28H175ZM174 29V30H175ZM180 29H181V27H180ZM198 29V28H197ZM208 29H210V28H208ZM213 29V28H212ZM211 29V31H213ZM242 29V28H241ZM192 30V29H191ZM251 30H253L254 31V34H252L251 33ZM114 31V30H113ZM168 31V30H167ZM196 31V30H195ZM236 31H238V30H236ZM250 31V32H249ZM10 32V31H9ZM43 32V31H42ZM82 32V31H81ZM164 32V31H163ZM179 32V31H178ZM214 32V31H213ZM213 32H212V34H213ZM217 32V31H216ZM57 33V32H56ZM172 33H174V32H172ZM196 33V32H195ZM194 33V34H195ZM204 33V32H203ZM236 33V32H235ZM234 33V34H235ZM53 34V33H52ZM81 34V33H80ZM232 34H233V32H232ZM86 35V34H85ZM91 35H92V33H91ZM163 35H164V33H163ZM169 35V34H168ZM204 35V34H203ZM1 36V35H0ZM61 36V35H60ZM90 36V35H89ZM165 36V35H164ZM196 36H197V33H196ZM239 36V35H238ZM81 37V36H80ZM182 37V36H181ZM85 38V37H84ZM167 38V37H166ZM172 38V37H171ZM183 38H184V36H183ZM210 38H215V37H210ZM83 39V38H82ZM164 39V40H163ZM189 39V38H188ZM212 39V40H213ZM237 39V38H236ZM236 39H234V40H236ZM186 40V39H185ZM197 40V39H196ZM82 41V40H81ZM86 41V40H85ZM88 41V40H87ZM168 41V40H167ZM215 41V40H214ZM213 41V42H214ZM237 41V42H238ZM165 42V41H164ZM170 42V41H169ZM169 42H167V43H169ZM176 42H177V40H176ZM182 42V41H181ZM183 42H184V40H183ZM186 42V41H185ZM188 43H189V41H187ZM192 42V41H191ZM211 42V41H210ZM12 43V42H11ZM106 43V42H105ZM166 43V44H167ZM172 43V42H171ZM171 43H169V44H171ZM215 43V42H214ZM225 43H227V42H225ZM0 44L1 45H4V39L3 38H1L0 37ZM5 44H7V43H5ZM109 44V43H108ZM168 44V45H169ZM187 44V43H186ZM185 44V45H186ZM232 44H233V42H232ZM234 44H237L236 42L234 43ZM0 45V46H1ZM13 45V44H12ZM183 45V44H182ZM189 45H191L190 43H189ZM196 45V44H195ZM207 45V44H206ZM214 45V44H213ZM212 44H211V48H212V46H213ZM40 46V45H39ZM106 46V45H105ZM174 45H170V46H168L169 48H171V47H173ZM198 46V45H197ZM13 47V46H12ZM17 47V46H16ZM92 47V46H91ZM162 47H164V46H162ZM167 47V46H166ZM165 47V48H166ZM190 47V46H189ZM215 47V46H214ZM236 47V46H235ZM110 48V47H109ZM143 48V49H144ZM174 48V47H173ZM179 48V47H178ZM177 48V49H178ZM209 48V47H208ZM237 48H238V46H237ZM4 49H5V47H4ZM105 49V48H104ZM184 49V48H183ZM187 49V48H186ZM189 49V48H188ZM220 49V48H219ZM240 49V48H239ZM239 49H237V51L239 50ZM11 50V49H10ZM167 50V49H166ZM165 50V51H166ZM179 50V49H178ZM203 50V49H202ZM212 50V49H211ZM226 50V49H225ZM8 51V50H7ZM140 51V50H139ZM143 51V50H142ZM151 51V50H150ZM153 51V52H154ZM162 51H160V53L162 52ZM173 51V50H172ZM184 51V50H183ZM186 51V50H185ZM209 51H210V49H209ZM227 51V50H226ZM225 51V52H226ZM229 51V50H228ZM177 52V51H176ZM203 52H204V50H203ZM206 52V51H205ZM211 52V51H210ZM239 52V51H238ZM104 53V52H103ZM111 53V52H110ZM166 53H168V52H166ZM165 53V54H166ZM185 53V52H184ZM229 53V52H228ZM227 53V58H229V57H231V56H233L234 55V58L236 59V55H235V53H236V51L235 50H233V48H231V50H230V53L228 54ZM87 54V53H86ZM135 54V53H134ZM237 54V55H238ZM177 55V54H176ZM187 55V54H186ZM193 55V54H192ZM210 55V54H209ZM220 55V54H219ZM225 55V54H224ZM145 56H148V55H145ZM168 56V55H167ZM190 56V55H189ZM199 56V55H198ZM214 56H215V54H214ZM220 56H222V55H220ZM226 56V55H225ZM4 57V56H3ZM18 57V56H17ZM151 57V56H150ZM161 57V56H160ZM159 57V58H160ZM162 57H164V56H162ZM170 57V56H169ZM224 57V56H223ZM223 57H221V64H223L224 63V61H222V58ZM92 58V57H91ZM110 58V57H109ZM171 58V57H170ZM208 58V57H207ZM215 58H216V56H215ZM214 58V62L213 63H218V61H215V60H217V59H215ZM227 58H225L224 57V59H227ZM88 59V58H87ZM142 59V58H141ZM145 59V58H144ZM152 59V58H151ZM160 59H162V58H160ZM164 59V58H163ZM206 59V58H205ZM223 59V60H224ZM3 60V59H2ZM140 60V59H139ZM146 60V59H145ZM148 60V59H147ZM159 60V59H158ZM175 60V59H174ZM186 60V59H185ZM193 60H194V57H193ZM213 60V59H212ZM219 60V59H218ZM0 61H1V59H0ZM96 61V60H95ZM163 61V60H162ZM231 61V60H230ZM232 61H233V58H232ZM231 61V64H230V62H229V59H228V66H232V64H234V62H232ZM93 62V61H92ZM154 62V61H153ZM211 62V61H210ZM211 62V63H212ZM101 63V62H100ZM113 63V62H112ZM155 63V62H154ZM166 63V62H165ZM190 63V62H189ZM193 63V62H192ZM201 63V62H200ZM211 63L210 64H208V65H211ZM226 63H227V60H226ZM238 62H236V64H237ZM103 64V63H102ZM145 64V63H144ZM160 64V63H159ZM169 64V63H168ZM172 64H173V62H172ZM194 64V63H193ZM197 64V63H196ZM218 64H220V60H219V63ZM220 64V65H221ZM225 64V63H224ZM224 64L222 65V67L224 66ZM12 65H14V64H12ZM195 65V64H194ZM193 65V66H194ZM214 65V64H213ZM227 65V64H226ZM238 65H239V63H238ZM137 66H139V65H137ZM168 66V65H167ZM216 66V65H215ZM14 67V69L17 67V66H13ZM95 67V66H94ZM144 67H145V65H144ZM153 67H154V65H153ZM219 67V66H218ZM217 67V68H218ZM222 67H220V68H222ZM235 64L233 65V68L232 67H229V70L231 71L232 69V73H236V70H235ZM238 67V66H237ZM239 67H240V65H239ZM238 67V68H239ZM168 68V67H167ZM196 68V67H195ZM207 68V67H206ZM216 68V67H215ZM216 68V69H217ZM224 68V67H223ZM191 69V68H190ZM203 69V68H202ZM227 69V68H226ZM12 70V69H11ZM103 70V69H102ZM15 70H13V72H14ZM97 71V70H96ZM105 71V70H104ZM190 71V70H189ZM199 71V70H198ZM225 71V70H224ZM227 71V70H226ZM233 71H235V72H233ZM238 71V70H237ZM241 71V72H242ZM0 72H2V73H4L5 71H4V69L3 70H1ZM133 72V71H132ZM138 72V71H137ZM140 72V71H139ZM156 72V71H155ZM174 72V71H173ZM221 72H222V70H221ZM239 72H240V68H239ZM239 72H237V73H239ZM118 73V72H117ZM143 73V72H142ZM202 73V72H201ZM226 73H228V71L226 72ZM236 73V74H237ZM7 74V73H6ZM84 74V73H83ZM137 74V73H136ZM156 74V73H155ZM161 74V73H160ZM167 74V73H166ZM175 74V73H174ZM203 74V73H202ZM223 74V73H222ZM230 75H228L229 77H231V78H233L234 79V77H237V76H239V74L236 76H232L231 75V73H229ZM250 74V75H249ZM93 75V74H92ZM119 75V74H118ZM118 75H117V77H118ZM132 75V74H131ZM163 75V74H162ZM199 75V74H198ZM214 75V74H213ZM219 75H221L220 73H219ZM218 75V76H219ZM224 75V74H223ZM234 75V74H233ZM4 76V75H3ZM119 76V77H120ZM163 76H165V75H163ZM162 76V77H163ZM228 76H224V77H228ZM240 76H242V73H241V75ZM86 77V76H85ZM91 77V76H90ZM133 77V76H132ZM173 77V76H172ZM207 77V76H206ZM219 77H223V76H219ZM244 77V76H243ZM84 78V77H83ZM94 78V77H93ZM168 78V77H167ZM174 78V77H173ZM209 78H210V76H209ZM231 78L229 79V81H231ZM120 79V78H119ZM118 79V80H119ZM144 79V78H143ZM226 80H227V78H225ZM245 79V78H244ZM243 79V80H244ZM247 79V78H246ZM250 79L251 78H249V81H247V82H250V83H254L252 80V82L250 81ZM253 80L255 79L254 77L252 78ZM65 80V79H64ZM117 80V81H118ZM131 80V81H130ZM138 80V79H137ZM145 80V79H144ZM148 80V79H147ZM146 80V81H147ZM174 80V79H173ZM248 80V79H247ZM92 81V80H91ZM120 81V80H119ZM166 81V80H165ZM225 81V80H224ZM258 81V82H257ZM87 82V81H86ZM140 82V81H139ZM158 82V81H157ZM243 82V81H242ZM135 83V82H134ZM138 83V82H137ZM146 83V82H145ZM144 83V84H145ZM162 83V82H161ZM167 83V82H166ZM231 83V82H230ZM250 83H248V86H246L247 87V89H248V87H249V85H250ZM143 84V85H144ZM147 84V83H146ZM191 84V83H190ZM232 84V83H231ZM245 84L247 85V83L245 82ZM109 85V84H108ZM107 85V86H108ZM140 85V84H139ZM138 85V86H139ZM142 85V87H137V89H135L136 90V92H137V94H142V95H145L146 93H148L149 94V92H150V90H149V88L147 87V85H144L143 86ZM164 85H166V84H164ZM252 85V84H251ZM254 85V84H253ZM252 85V86H253ZM33 86V85H32ZM37 86V85H36ZM94 86V85H93ZM134 86H137V84L135 85L134 84ZM148 86H150V85H148ZM167 86V85H166ZM224 86V85H223ZM226 86H228V84L226 85ZM235 86H237V88L239 87L238 85H236L235 84ZM242 86H243V84H242ZM251 86V87H252ZM255 86V85H254ZM3 86L0 84V89L2 88ZM116 87V86H115ZM132 87V86H131ZM193 87V86H192ZM243 87H245V85L243 86ZM250 87V88H251ZM34 88V87H33ZM71 88V87H70ZM102 88V87H101ZM106 88V87H105ZM133 88V87H132ZM152 88V87H151ZM150 88V89H151ZM225 88V87H224ZM223 88V89H224ZM236 88V87H235ZM234 87H233V90L235 89ZM236 88V89H237ZM249 88V89H250ZM67 89V88H66ZM93 89V88H92ZM109 89V88H108ZM153 89H155L154 87H153ZM153 89H152V92H155V91H153ZM159 89V88H158ZM161 89V88H160ZM223 89H221V91L223 90ZM226 89V88H225ZM229 89V87L227 88V90ZM232 89V88H231ZM231 89H230V91H231ZM235 89V91H237ZM240 89V88H239ZM241 89H243L241 92H242V95H243V93H244V91H246L244 88H241ZM240 89V90H241ZM254 89V88H253ZM111 90V89H110ZM132 90V89H131ZM168 90V89H167ZM232 90V91H233ZM39 91V90H38ZM77 91V90H76ZM76 91H75V93L74 94H72V93H69L68 91V95L71 97H69V98H61L60 100H58L57 101V103L55 104L54 103V105L55 106H53L54 107V113L52 114L53 116H51L52 117V122H51V119L49 120H47V118L46 119H44L43 121L45 122V124L44 125H47V127H48V125L50 126H54L55 125V127H56V129H58V130H61L62 132H63V137H64V141H63V139H62V141H61V145L62 144H66L67 146L68 145H72V147H71V145H70V147L68 146V148H67V151L66 152H64V154L63 153H60L59 152V154H62L63 156H64V159H63V161L62 162H64V163H61V165L62 164H65V163H67V165H69L68 164V161H70V162H73L72 160V158L71 157H73L74 159H75V161L76 162H73V163H75V164H73V166H74V168L73 169H71V170H67V171H70V175H71V177H72V179H70L68 182L66 181H64L63 182V180L60 182H57V183H59V184H53L52 183V185H51V183H50V187L49 188H47V193L49 194L50 193V203L49 204H47V202H46V205L45 204H41L40 203V200H42V198L39 200V203H40V205H43V208H44V210H43V213H40V215H41V217H42V219H44V222H42V223H40V224H42V226H40V228H38L39 227V225H38V227H37V224H39L38 222H41V220L39 219V218H41L40 216H39V221L37 222V224H36V222H34L35 220H38L37 218H35L34 219V221H31V223L30 224H32L29 228H30V231H31V233H29L28 235H29V238H26V239H29V241H30V236H32V244L34 243V247H38V244H40V242H39V240H43L42 242H43V244L41 243L40 245H45L44 246V248L45 247H47V249H44L43 247V249H42V251H47L48 249L50 250V252L52 251V252H54L53 254H54V257H53V255H51L52 257H53V261L51 260V258H48V257H50V256H48L46 259H47V261H48V259H49V261L51 262L50 264H52L54 261H56L55 262V264H100V261H101V245H102V242L104 241V240H102V229H103V224H104V222L106 221L105 220V218H104V216H103V208L105 207V206H103V202H106L105 203V205L107 204V202H109V200H112V202L114 203V204H112L113 206H114V208H115V211L116 210H118V212L119 213H121L122 215H123V219L126 221L125 222V228L124 229H126L127 231H128V235L130 234V233H134V232H136L135 230L137 229V228H139V226H137V228H136V224H134L133 222L135 221V220H131L130 219V217H129V215H128V211H129V209L131 210V212L133 211V212H135V213H137V212H139V211H136V209L137 210H141V207H137V202L134 200L135 198H136V194H138L139 192H141V191H143L144 189H146L145 187L147 186V182L145 183V180H144V182H143V180H141V177H140V179H138L139 178V176H137V179H138V181H137V184H138V182L141 180V184H138V186H136V184H135V182L131 179H127V170H128V168H129V161H130V159H129V152H131L130 151V147H131V145H132V142H133V140H132V137H133V131H131L130 129L132 128V127H134L133 125H134V123H136V122H140V119H142L141 118V116H143V115H140V113L144 110V113H147L146 111L148 110V108L150 107V105H148V102H146V103H144V104H146V105H148V108H146L145 107V105H143V110H141L140 109V113H138V111L136 112V109L137 108H134L133 110L134 111H131L130 109V112H128L129 110L127 109V108H125L126 107V105H122L123 104V102L124 101H126V99H124V101H123V99H122V102L121 101H117L116 99L114 100V102L116 103L114 106L112 105L111 106V104L109 103V109H111V112H114V113H116V114H127V116H126V119H127V121H126V123H127V126H126V132H124V133H126L125 135H124V137L122 138V140H120V143L122 144H120L121 146H117L116 147V149L117 150H120V152H119V155H120V157H119V159H117V161H116V173H117V176H116V184L113 186V189H111V190H113L112 192V195H111V197L107 194V192H109V191H107V190H104L103 189V184L101 185V183H102V178H101V174H102V172H104V171H102L103 170V168L101 169V166H100V164L103 162H101V153H102V151H101V146H100V142L102 143V141H101V139H102V137L103 136H101L102 134L100 133V129H98L99 127H97V125H95L96 124V121L98 120V117H97V115L98 114H96L95 112L97 111L96 110V108H95V106H94V104H93V107L91 108L92 110L91 111H88V116H86V117H84V114H85V112H86V107H85V102H84V100H86V102L87 101H89L91 104H92V102L94 103V101H92V99L93 98H84V97H82V95L80 94V93H76ZM124 91H126V90H124ZM132 91H134V90H132ZM201 91V90H200ZM208 91V90H207ZM88 92V91H87ZM96 92V91H95ZM150 93L151 95L153 94V93ZM187 92V91H186ZM195 92V91H194ZM219 92V91H218ZM223 92V93H222ZM222 92H220V94L221 95H223V96H225L226 94L225 93H227V92H224V91H222ZM238 92H240V91H238ZM19 93V92H18ZM36 93V92H35ZM42 93V92H41ZM106 93V92H105ZM116 93V92H115ZM157 93V92H156ZM193 93V92H192ZM201 93V92H200ZM212 93V92H211ZM211 93H210V95H211ZM217 93V92H216ZM237 93V92H236ZM87 94V93H86ZM89 94V93H88ZM91 94V93H90ZM100 94V93H99ZM132 95H130L131 97H133L134 95L133 94H135V91H134V93H131ZM137 94H135V95H137ZM147 94V95H148ZM160 94V93H159ZM196 94V93H195ZM207 94V93H206ZM213 94V93H212ZM239 94V93H238ZM245 94V93H244ZM37 95V94H36ZM40 95V94H39ZM104 95V94H103ZM107 95V94H106ZM168 95V94H167ZM215 95V94H214ZM241 95V96H242ZM91 96V95H90ZM89 96V97H90ZM93 96H94V94H93ZM110 96V95H109ZM119 96V95H118ZM139 96V95H138ZM159 96V95H158ZM166 96V95H165ZM237 96V95H236ZM247 96V94H245V96L244 97H246ZM121 97V96H120ZM136 97V96H135ZM140 97H142V96H140ZM147 97V96H146ZM156 97V96H155ZM155 97H151V99L153 98L154 100H155ZM159 97H161V96H159ZM176 97V96H175ZM178 97V96H177ZM194 97V96H193ZM211 97V96H210ZM235 97V96H234ZM243 97V98H244ZM40 98V97H39ZM49 98V97H48ZM59 98V97H58ZM83 98H84V100H83ZM114 98V97H113ZM116 98V97H115ZM147 98H150V97H147ZM179 98V97H178ZM185 98V97H184ZM213 98V97H212ZM228 98H230V97H228ZM232 98V97H231ZM230 98V99H231ZM251 100H253L251 97H246V101H245V99H244V101H243V103L244 104H247V106L246 105H244L243 103H241V104H243L242 106H246L247 108H248V104H251V103H247L250 99ZM255 98V97H254ZM99 99H101V98H99ZM106 99V100H105ZM105 99H103V100H105V101H111L112 100V98H110V97H108V96H105ZM118 99V98H117ZM119 99H121V98H119ZM133 99H134V97H133ZM138 99H139V97H138ZM145 99V98H144ZM144 99H142V100H144ZM156 99H157V97H156ZM159 99L160 98H158L157 100L159 101ZM176 99V98H175ZM180 99V98H179ZM179 99H177V100H179ZM211 99V98H210ZM215 99H217V98H215ZM225 99V103H224V101L222 102V101H219L220 103L222 102V103H224L225 104V106H226V97L224 98ZM235 99V98H234ZM233 99V100H234ZM237 99V98H236ZM128 100V99H127ZM135 100H136V98H135ZM135 100H134V102H135ZM142 100H139V105H140V101H142ZM153 100V101H154ZM156 100V101H157ZM162 100V99H161ZM194 100V99H193ZM221 100V99H220ZM238 100H239V102H240V99L238 98ZM250 100V101H251ZM45 101V100H44ZM97 101V100H96ZM117 101V102H116ZM249 101V102H250ZM46 102V101H45ZM49 102H51L50 100H49ZM88 102V103H89ZM104 102V101H103ZM107 102V103H108ZM113 102V103H114ZM131 102V101H130ZM179 102V101H178ZM190 102V101H189ZM199 102V101H198ZM202 102H203V100H202ZM217 102V101H216ZM227 102H228V100H227ZM233 101H231V103H232ZM237 102V101H236ZM236 102H235V105H234V107L232 108V109H237V111H238V108H240L239 106H236L237 104H236ZM238 102V103H239ZM242 102V101H241ZM255 102H257V101H255ZM254 102V103H255ZM21 102H18V105L15 107V109L17 108V110H20L21 108H22V105L20 104ZM52 103H53V101H52ZM99 103V102H98ZM101 103H102V101H101ZM112 103V104H113ZM125 103H129V102H125ZM131 103H133V101L131 102ZM138 103L136 102L135 104H133V105H138ZM151 103V102H150ZM154 103V102H153ZM158 103V102H157ZM165 103V102H164ZM183 103V102H182ZM186 103V102H185ZM234 103V102H233ZM4 104V103H3ZM46 104V103H45ZM50 104V103H49ZM160 104V103H159ZM177 104H179V103H177ZM204 104H206V102H204ZM217 104V103H216ZM240 104V105H241ZM255 104V105H256ZM27 105V104H26ZM53 105V104H52ZM104 105V104H103ZM125 106V107H121V106ZM129 105V104H128ZM138 105V106H139ZM155 105V104H154ZM186 105V104H185ZM201 105V104H200ZM212 105V104H211ZM220 105V104H219ZM223 105V104H222ZM227 105H230V104H228L227 103ZM239 105V104H238ZM29 106V105H28ZM31 106V105H30ZM50 106V105H49ZM132 105H130V108H132L131 107ZM151 106H152V104H151ZM182 106V105H181ZM188 106V105H187ZM202 106V105H201ZM205 106V105H204ZM204 106H202V107H204ZM221 106V105H220ZM224 106V105H223ZM222 106V107H223ZM231 106V105H230ZM230 106H229V108H230ZM26 107V106H25ZM137 107V106H136ZM178 107V106H177ZM201 107V108H202ZM227 108H228V106H226ZM237 107V108H236ZM244 107L242 108V109H244ZM29 108V107H28ZM36 108V107H35ZM102 108H103V106H102ZM129 108V107H128ZM139 108H141V106L139 107ZM151 108V107H150ZM154 108V109H153ZM153 108H151V110H152V112H153V110H159L158 108L156 109V107H153ZM160 108V107H159ZM187 108V107H186ZM205 108H207V107H205ZM205 108H202V109H205ZM10 109V108H9ZM7 107H2V106H0V131L1 130H3V129H6V128H8L9 127V122H10V120H8L7 119V115L5 116L4 115V110H7L8 111V114H11L12 112L9 110ZM12 109V108H11ZM24 109V108H23ZM32 109V108H31ZM48 109V108H47ZM50 109V108H49ZM108 109V108H107ZM162 109V108H161ZM171 109V108H170ZM179 109H181V108H179ZM183 109V108H182ZM194 109V108H193ZM212 109V106H211V108H209V110H211ZM220 109H222L221 107H220ZM225 109V108H224ZM231 109V110H232ZM252 109V108H251ZM51 110V109H50ZM88 110V109H87ZM177 110V109H176ZM187 110V109H186ZM196 110V109H195ZM248 110V112H249V108L247 109ZM46 111V110H45ZM105 111H107V110H105ZM161 111H163V110H161ZM170 113L172 112V110L170 111V110H168ZM167 111V112H168ZM178 111H180V110H178ZM212 111V110H211ZM223 111V110H222ZM225 111V110H224ZM223 111V112H224ZM227 111V110H226ZM229 111V110H228ZM242 111H244V110H242ZM246 111V110H245ZM244 111V112H245ZM258 111V110H257ZM194 112V110H192V113ZM196 112V111H195ZM197 112H199V111H197ZM209 112V111H208ZM215 112V111H214ZM221 112V111H220ZM223 112H221V113H223ZM236 112V110L233 112V113H235ZM247 112V111H246ZM243 113V112H241V114L242 115H240V116H237L236 114H228L227 116H226V118L224 119H222V120H224V121H228V125H229V127H233V130H232V136L234 137V139H232L230 136H226L227 138H229V140L231 139V140H233V143H236V144H238V146H236V147H233L232 148V151H233V149L234 148H237L238 149V151L239 150H241V146H243V145H245L247 142H244V136L243 137H241L242 135H244L243 133L244 132H246L247 131V129L249 130V128L251 127H249L248 125H250V124H252V119L250 118V121H251V123L249 122V120H248V118H249V116L247 117L245 114H248V113ZM150 113H151V111H150ZM156 113V112H155ZM160 113V112H159ZM162 113V112H161ZM160 113V114H161ZM164 113V112H163ZM173 113V112H172ZM184 113V112H183ZM186 113V112H185ZM224 113H227V112H224ZM240 113V112H239ZM251 112H249V114H250ZM260 113V114H261ZM39 114V113H38ZM37 114V115H38ZM148 115H152V113L151 114H149V113H147ZM169 114V113H168ZM168 114H167V117H169L171 114H169V116H168ZM194 114V113H193ZM214 114V113H213ZM35 115V114H34ZM41 115V113L39 114V116ZM107 115H108V113H107ZM113 115V114H112ZM146 115V114H145ZM148 115H146V116H148ZM156 115V114H155ZM173 115H175V112H174V114ZM171 116V117H169L168 118V121H166V119H167V117H166V115L164 114V115H161L162 117H163V119H164V116H165V118L166 119H164L163 121H161L160 120V118H159V120L162 122V124L160 123V124H157L156 122L154 123L153 122V118L155 117H153V118H151V122L152 123H154V126H153V124L151 123V122H146V124L143 122V124H145L144 126L146 127H149V132H150V134H148V135H146V136H148V137H150L151 138V140H149V139H146V137H145V134L144 135H142V138H145V140H146V143L148 142V143H150V144H152L153 143V141H154V139H156L155 141H154V143H156V148H160L159 149V152L161 153V152H164V149H170V148H163L162 147V149H163V151L161 150V146H162V144H163V146L164 147H169V144H171V141L172 140H170L171 138H172V136L175 134V135H179V134H177V133H179V132H181V131H179V129H181L183 126H181V125H183L181 122H183L182 120L180 121V117H179V119H178V117L176 116ZM186 115H187V113H186ZM188 115H189V113H188ZM217 115H220L221 116V114H217ZM224 115H226V114H224ZM223 115V116H224ZM42 116H46L45 115V113H44V115L42 114ZM41 116V117H42ZM105 116V115H104ZM125 116V115H124ZM157 117L159 116L160 117V115H156ZM189 116H191V115H189ZM189 116H187L188 118H189ZM214 116V115H213ZM219 116V117H220ZM223 116H221V117H223ZM262 116V115H261ZM37 117V116H36ZM143 117H145V116H143ZM151 117V116H150ZM150 117L148 116L147 118H149L150 119ZM195 117L194 115H192L189 119H190V121H188L187 123H189V125H188V127H187V132L186 131H184L185 132V134H190V135H192L193 136V134H192V132H193V129H194V120H193V118ZM208 117V116H207ZM216 116H214V119H218L219 117H216ZM251 117V116H250ZM44 118V117H43ZM48 118H50V117H48ZM124 118V117H123ZM213 119V117H210V120H212ZM148 119V120H149ZM155 119H158V118H155ZM155 119H154V121H155ZM213 119V120H214ZM221 119L219 118L218 120H220L221 121ZM40 120V119H39ZM42 120V119H41ZM101 120V119H100ZM124 120V119H123ZM193 120V121H192ZM198 120V119H197ZM213 120L211 121V122H213ZM215 120V121H216ZM42 121V122H43ZM118 121V120H117ZM125 121V120H124ZM142 121H143V119H142ZM150 121V120H149ZM196 121V120H195ZM39 123V126L41 125V124H43L41 121H38ZM101 122V121H100ZM185 122V121H184ZM183 122V123H184ZM216 122H219V121H216ZM215 122V123H216ZM221 122H223V121H221ZM98 123V122H97ZM124 123V122H123ZM136 124V126L137 125H140V124ZM141 123V122H140ZM214 123V122H213ZM214 123V124H215ZM248 123H250V124H248ZM255 123V122H254ZM53 124V125H52ZM184 124H186V123H184ZM207 124V123H206ZM209 124H210V122H209ZM214 124H213V126H214ZM221 123L219 122V124H217L218 126L220 125ZM223 124H225V123H223ZM226 124V125H227ZM28 125V124H27ZM161 126V129H160V131L162 132V133H159L160 135L159 136H161V135H164L163 137L161 136V137H159L158 136V130H157V127H155V126ZM187 125V124H186ZM195 125L197 126V124L195 123ZM211 125V124H210ZM209 125V126H210ZM252 125H254V124H252ZM89 126H92V129L94 130V132L92 133V132H90L89 130H87V129H89ZM143 126V125H142ZM43 127V126H42ZM180 127V128H179ZM200 127V126H199ZM212 127V126H211ZM229 127H227V128H229ZM249 127V128H248ZM137 128V127H136ZM158 128H160V127H158ZM162 128L165 130V132L163 133V131H162ZM196 128H198V126L196 127ZM210 128V127H209ZM208 128V129H209ZM215 128H218V127H216V125H215V127H214V129ZM220 128V127H219ZM252 128V127H251ZM43 129H44V127H43ZM47 129V128H46ZM45 129V130H46ZM50 129V128H49ZM139 129V128H138ZM146 129V128H145ZM212 129V128H211ZM225 129V128H224ZM230 129V128H229ZM35 130V129H34ZM39 130H40V128H39ZM108 130V129H107ZM181 130H183V128L181 129ZM186 130V129H185ZM207 130V129H206ZM250 130H252V129H250ZM47 131V130H46ZM88 131L90 132V133H92L93 135H92V139H89V134H88V136H87V133H88ZM139 131V130H138ZM144 131V130H143ZM143 131H139L138 133H140L141 134V132H143ZM148 131V130H147ZM219 132V130H217V129H215V130H213V133L214 132ZM220 131H221V129H220ZM223 131V130H222ZM227 131V130H226ZM244 131V132H243ZM58 132V131H57ZM57 132H55L54 134H56ZM183 132V131H182ZM198 132V131H197ZM243 132V133H242ZM250 132V131H249ZM205 133V132H204ZM204 133H203V135H204ZM207 133V132H206ZM222 133V132H221ZM253 133V132H252ZM62 134V133H61ZM199 134V133H198ZM215 134V133H214ZM219 134V133H218ZM225 134H227V133H225ZM230 134V133H229ZM51 135V134H50ZM180 135H182V133H180ZM179 135V136H180ZM187 135V136H188ZM188 136L189 137V139H187L188 140V144H189V140L191 139L192 140V136ZM196 135V134H195ZM209 135H210V133H209ZM216 135H217V133H216ZM222 135V134H221ZM245 135H246V133H245ZM43 136V135H42ZM54 136V135H53ZM62 135H60V137H61ZM205 136V135H204ZM208 136V135H207ZM206 136V137H207ZM218 136H220V135H218ZM248 136V135H247ZM38 137V136H37ZM107 137V136H106ZM140 137V136H139ZM147 137V138H148ZM174 137V136H173ZM175 137H177V136H175ZM174 137V138H175ZM184 137V135L181 137V140H179V141H181V142H178V144L180 143L181 145L184 143V141H183V138ZM195 137V136H194ZM193 137V138H194ZM211 137H212V135H211ZM224 138H225V136H223ZM52 138V137H51ZM58 138V137H57ZM57 138H56V140H57ZM105 138V137H104ZM135 138V137H134ZM141 138V137H140ZM180 137H178V139H179ZM40 139V138H39ZM46 139V138H45ZM106 139V138H105ZM153 139V140H152ZM173 139V138H172ZM184 139H185V137H184ZM50 140V139H49ZM111 140V139H110ZM136 140V139H135ZM176 140H177V138H176ZM186 140V141H187ZM225 140V139H224ZM229 140H227V141H229ZM257 140V139H256ZM54 141V140H53ZM106 141V140H105ZM132 141V142H131ZM175 140H173L172 142H173V144L176 142H174ZM222 141V140H221ZM227 141H224L223 143H225V144H227ZM37 142V141H36ZM56 142V141H55ZM58 142H59V144H60V141L58 140ZM115 142V141H114ZM192 142V141H191ZM191 142H190V144H191ZM196 142V141H195ZM6 143V142H5ZM73 143V144H72ZM108 143V142H107ZM117 143H119V142H117ZM137 143V142H136ZM177 143V142H176ZM175 143V144H176ZM212 143V142H211ZM106 144V143H105ZM116 144V143H115ZM188 144H187V151L188 150H190V149H188ZM189 144V145H190ZM195 144V143H194ZM228 144H230V143H228ZM232 144V143H231ZM241 144V145H240ZM243 144V145H242ZM55 145L57 146V144L55 143ZM112 145V144H111ZM140 145V144H139ZM185 145L186 144H184L183 145V147L185 148ZM44 146V145H43ZM49 146V145H48ZM50 146H52V145H50ZM60 146V145H59ZM110 146V145H109ZM210 146H212V145H210ZM214 146V145H213ZM232 146V145H231ZM54 147V146H53ZM66 147V146H65ZM106 147V146H105ZM144 147V146H143ZM200 147V146H199ZM209 147V146H208ZM217 147V146H216ZM223 147V146H222ZM222 147H220V149L222 148ZM225 147V146H224ZM49 148V147H48ZM60 148V147H59ZM108 148V147H107ZM142 148V147H141ZM145 148V147H144ZM147 148V147H146ZM156 148H154V149H156ZM174 148H177V147H175L174 146ZM194 148V147H193ZM210 148V147H209ZM214 148V147H213ZM227 148H228V145H227ZM50 149H51V147H50ZM54 149H56V148H54ZM57 149H58V147H57ZM64 149H66V148H64ZM113 149V148H112ZM111 149V150H112ZM149 151H153V149L152 148H147ZM173 149V148H172ZM172 149H170V150H172ZM177 149H179V148H177ZM176 149V150H177ZM202 149V148H201ZM219 149V148H218ZM43 150V149H42ZM46 150V149H45ZM51 150H53V149H51ZM102 150H104V149H102ZM106 150V149H105ZM137 150V149H136ZM175 150V151H176ZM207 149H205V150H203V152H202V154L204 153V151H206ZM210 150V149H209ZM212 150V149H211ZM49 151V150H48ZM58 151V150H57ZM65 151V150H64ZM113 151V150H112ZM112 151H110V152H112ZM168 150H166V152H167ZM173 151V150H172ZM187 151H185V150H183L181 153V155H183L182 157H185V160L188 162V161H190V159L191 160H193L192 159V157L191 158H189V156H188V154L189 153H187ZM208 151V150H207ZM228 151L229 152H231V148H230V150L228 149ZM234 151H237V150H234ZM236 152L235 154L237 155L236 157H235V155H234V159L236 160V159H241V154H240V152ZM55 152V151H54ZM114 152V151H113ZM157 152H158V150H157ZM166 152H164L165 153V155H167L166 156V160L170 163V158H171V156L168 154V153H172V152H168V153H166ZM174 152V151H173ZM197 152V151H196ZM199 152H201L200 151V149H199ZM210 152V151H209ZM42 153V152H41ZM53 153V152H52ZM104 153V152H103ZM132 153V152H131ZM138 153V152H137ZM142 153V152H141ZM141 153H138V154H140L139 155V159H140V161L142 162V163H147V164H149V163H153L155 166H160V168H162L163 170H166V168L168 167V164H167V166L165 165V163L163 164V162H162V164H160V162H157V161H155L154 159L152 160L150 157L151 156H147L146 157V154H145V152L143 153L144 155H142ZM153 153V152H152ZM151 153V154H152ZM160 153H159V156H160ZM164 153L162 154V155H164ZM207 153V152H206ZM54 154H56V153H54ZM138 154H135V155H138ZM173 154V153H172ZM198 154V153H197ZM200 154V153H199ZM202 154H200V157H201V155ZM219 154H224L225 156H227L228 154L226 153L225 154V149L223 148V149H221V151H220V153ZM32 155V154H31ZM45 155V154H44ZM44 155H42V156H44ZM133 155V154H132ZM148 155H149V153H148ZM164 155V156H165ZM174 155H175V153H174ZM205 155V154H204ZM215 155V154H214ZM230 156H231V154H229ZM55 156V155H54ZM62 156V157H63ZM131 156V155H130ZM179 156V155H178ZM208 156H210L209 154H208ZM222 156V155H221ZM47 157H49V156H47ZM52 157V156H51ZM51 157H50V159L49 160H51ZM58 157V156H57ZM108 157H110V156H108ZM137 157V156H136ZM206 157H207V155H206ZM224 156H222V158H223ZM229 157V156H228ZM32 158V157H31ZM70 158L72 159V160H70ZM113 158V157H112ZM198 158V157H197ZM202 158H203V156H202ZM205 158V157H204ZM209 158V157H208ZM208 158H206V159H201V161H200V167L201 168H205V167H208V166H211V165H213V162H216V161H218V160H216V161H214L216 158H217V156H216V158H213V156L212 157H210L209 159ZM211 158H213L212 160H211ZM221 158V157H220ZM221 158V159H222ZM229 158H231V157H229ZM24 159V158H23ZM44 159H46L45 157H44ZM57 159V158H56ZM60 159H61V157H60ZM173 159H175L176 160V158H173ZM218 159V158H217ZM232 159H233V156H232ZM31 160V159H30ZM48 160V159H47ZM174 160V161H175ZM220 160V159H219ZM230 160V159H229ZM228 160V161H229ZM44 161H46V160H44ZM56 161H59V159L58 160H56ZM173 160L171 161V164H172V162H174ZM179 161V160H178ZM182 161V160H181ZM194 161V160H193ZM231 161V160H230ZM32 162V161H31ZM50 163L52 162V161H49ZM48 162V163H49ZM110 162V161H109ZM176 162V161H175ZM174 162V163H175ZM190 162H192V161H190ZM219 162V161H218ZM227 162V161H226ZM232 162H233V160H232ZM235 162V161H234ZM21 163V162H20ZM58 163V162H57ZM56 163V164H57ZM106 163V162H105ZM178 163V162H177ZM237 163V162H236ZM38 164V163H37ZM47 164V163H46ZM60 164V163H59ZM109 164V163H108ZM170 164V166H172V165H174V164H172L171 165ZM181 164H183V163H181ZM185 164V163H184ZM230 164V163H229ZM235 164V163H234ZM39 165V164H38ZM50 165V164H49ZM60 165V166H61ZM166 167H165V166ZM178 165V164H177ZM216 165V164H215ZM233 165V164H232ZM231 165V166H232ZM45 166V165H44ZM47 167H48V165H46ZM63 166H65V165H63ZM71 166H72V164H71ZM71 166H69V167H71ZM112 166V165H111ZM169 166V167H170ZM181 166V165H180ZM185 166V165H184ZM226 166V165H225ZM225 166H223L222 168H225ZM230 166V165H229ZM38 167V166H37ZM62 167V166H61ZM68 167V166H67ZM113 167V166H112ZM214 167V166H213ZM235 167V166H234ZM234 167H231V168H234ZM172 168V167H171ZM174 168V167H173ZM181 168H182V166H181ZM185 168V167H184ZM209 168V167H208ZM212 168V167H211ZM229 168V167H228ZM227 168V170H229ZM230 168V169H231ZM48 169V168H47ZM50 169H52V168H50ZM49 169V170H50ZM66 169H69V168H66V167H64V168H59L58 167V169H56L55 168V170H54V172L55 173H57V176L59 175L60 177L63 175V173L65 172V170ZM107 169V168H106ZM109 169V168H108ZM129 169H131V168H129ZM159 169V168H158ZM161 169V170H162ZM186 169V168H185ZM191 169V168H190ZM197 169V168H196ZM196 169H195V167L193 168V175H192V177H190L189 179H190V181H188L189 179L188 178H186V176H185V179H184V175H183V173L181 172V171H183L182 169H181V171H180V169L178 170V171H180L181 173H182V175H183V179L181 178V189H182V191H183V193H186L187 191H190V195H192L193 196V198L191 199V201L190 202H188V203H190V205H189V209L193 212V214H194V221H191V222H193L194 223V226L196 227V231L198 232V231H201L202 232V230H200V229H202L201 227H200V225H201V223L202 222H200L201 220H199V218L197 217L198 215H195V210L197 209L198 211L200 210L201 211V209L198 207V206H200V205H198V202H197V200L199 199L198 198V196H199V194H200V192H202L203 193V189L200 187V182H199V180H197V172L198 171H196ZM38 170V169H37ZM189 170V169H188ZM39 171V170H38ZM41 171V170H40ZM43 171H45L46 172V170H43ZM106 171V170H105ZM107 171H109V170H107ZM185 171V170H184ZM48 172V171H47ZM46 172V173H47ZM115 172V171H114ZM165 172H167V171H165ZM226 172H228V171H226ZM230 172V171H229ZM40 173V172H39ZM42 173V172H41ZM46 173H44V175L46 174ZM54 173V174H55ZM68 173V172H67ZM109 173H110V171H109ZM133 173V172H132ZM164 173V172H163ZM179 173V172H178ZM180 173V174H181ZM8 174V172H5V173H3L2 171H0V225H3L5 222H6V220H8V219H10V216H9V213H13L14 211H15V208H16V206L17 205H19L20 203H21V201H19V199H17V198H13V196H9L8 195V193H7V189H6V187H8V189H10V188H12V187H18L19 185H17V183L16 182H14L15 184L14 185H11L10 183H8L7 182V180H6V178H5V176ZM31 174V173H30ZM36 174V173H35ZM51 174V173H50ZM106 174V173H105ZM226 174V173H225ZM41 175H43V174H41ZM40 175V177L42 178L43 176H41ZM104 175V174H103ZM110 175V174H109ZM116 175V174H115ZM181 175V176H182ZM31 176H33V173H32V175ZM38 176V175H37ZM47 176V175H46ZM50 176V175H49ZM52 176V175H51ZM66 176V175H65ZM155 176V175H154ZM153 176V178H151L152 177V175L151 176H149L150 177V179L151 180H153L152 182H154V183H159L160 184V182H158V180H159V177H154ZM223 176H224V174H223ZM9 177V176H8ZM7 177V178H8ZM37 178V179H40L41 180V178ZM55 177H56V175H55ZM103 177V176H102ZM110 177V176H109ZM113 177V176H112ZM136 177V176H135ZM148 177V176H147ZM146 177V178H147ZM104 178H105V176H104ZM107 178V177H106ZM111 178V177H110ZM199 178V177H198ZM34 179H35V177H34ZM43 179V178H42ZM52 179V178H51ZM51 179H49V182H51L50 180ZM58 178H56L55 179V181L57 180ZM60 179V178H59ZM108 179V178H107ZM107 179H106V181H107ZM112 179V178H111ZM114 179V178H113ZM112 179V180H113ZM144 179H145V177H144ZM149 179V178H148ZM149 179V180H150ZM188 179V180H187ZM44 180V179H43ZM105 180V179H104ZM115 180V179H114ZM177 180H179V179H177ZM35 181V180H34ZM110 181V180H109ZM38 182H40L39 180H38ZM112 182V181H111ZM150 182V181H149ZM165 182V181H164ZM166 182H167V180H166ZM176 182V181H175ZM37 183V182H36ZM42 182H40V184H41ZM44 183V182H43ZM42 183V184H43ZM54 183H56V182H54ZM151 183V182H150ZM215 183V182H214ZM41 184V185H42ZM164 184V183H163ZM202 184V183H201ZM250 184V183H249ZM45 185H46V183H45ZM45 185H43V186H45ZM167 185V184H166ZM165 185V186H166ZM172 185V184H171ZM208 185H209V183H208ZM34 186V185H33ZM49 186V185H48ZM105 186V185H104ZM112 186H111V188H112ZM151 186V185H150ZM154 186V185H153ZM169 186V185H168ZM175 186V185H174ZM40 187H42V186H40ZM40 187H39V189H40ZM46 187H47V185H46ZM110 187V186H109ZM156 187V186H155ZM154 187V188H155ZM202 187H204L205 189L207 188V190H208V187H210V185L207 187V184L205 183H203V185H202ZM211 187H213V186H211ZM210 187V188H211ZM217 187V186H216ZM30 188H32V187H30ZM29 188V189H30ZM36 188V187H35ZM157 188V187H156ZM155 188V189H156ZM165 188V187H164ZM167 188V187H166ZM175 188H176V186H175ZM27 189V188H26ZM42 189V188H41ZM107 189H109L108 187H107ZM189 189V190H188ZM151 190V189H150ZM166 190V189H165ZM177 190V189H176ZM206 190V191H207ZM29 191V190H28ZM27 191V192H28ZM45 191V190H44ZM106 191V195L104 196V192ZM146 191V190H145ZM144 191V192H145ZM154 191V190H153ZM170 191H171V188H170ZM173 191V190H172ZM177 191H179V190H177ZM233 191V190H232ZM39 192V191H38ZM237 192V191H236ZM31 193V192H30ZM36 193V192H35ZM110 193H111V191H110ZM162 192H160V194H161ZM166 193V192H165ZM172 193V192H171ZM201 193V194H202ZM41 194V193H40ZM44 194V193H43ZM177 194V193H176ZM189 194V193H188ZM200 194V195H201ZM207 193H205L204 194V201H206L207 203H208V206H210L211 208H208V212H207V215L209 216V222H211V224L210 223H208L209 225L208 226H206V227H209V235H208V237H209V240H208V243H207V246L206 247H210V250L212 251V255L210 256L211 257V261H210V264H218L217 262H220V260L219 261H217V259H218V256H219V253H217V251L216 250H214V248H216V247H214L213 248V246L214 245H216V246H218V245H220L223 241H224V239H226L225 238V233H224V227L233 219V218H235V217H243L244 216V211L242 210V208H241V206H240V204L238 203V200H237V198H235L234 196H232V195H227V197L226 198H223L224 200H222V202H221V205H219L220 206V209L219 210H214V206H212V204H213V202L215 201L213 198H211V196H208V195H206ZM231 194V193H230ZM166 195V194H165ZM184 195V194H183ZM203 195V194H202ZM226 195V194H225ZM264 195V194H263ZM42 196V195H41ZM44 196V195H43ZM48 196V195H47ZM189 196V195H188ZM35 197V196H34ZM149 196H147L146 194H142L141 195V197H139V198H141V200H143V202H144V204H148V205H151L152 203L150 202V199L148 198ZM162 197V196H161ZM164 197H167V198H172V196H164ZM174 197V196H173ZM224 197V196H223ZM29 198V197H28ZM37 198V197H36ZM35 198V199H36ZM40 198V197H39ZM138 198V197H137ZM138 198V199H139ZM198 198V199H197ZM256 198V197H255ZM34 199V200H35ZM173 199V198H172ZM181 199H182V197H181ZM202 199V200H203ZM216 199V198H215ZM258 199V198H257ZM259 199H260V197H259ZM214 200V201H213ZM262 200V199H261ZM29 201V200H28ZM174 201V200H173ZM176 201V200H175ZM180 200H177L176 202H175V204L178 206V207H180V208H182V206H183V204L185 203V202H187L186 201V199H182L180 202H179ZM30 202V201H29ZM240 202V201H239ZM24 203V202H23ZM200 203V202H199ZM202 203V202H201ZM210 203H211V205H210ZM259 203H260V201H259ZM146 204V205H147ZM166 204V203H165ZM160 205L159 207H157V212H159L158 210H162V208H165V210L163 209V211H162V213H163V215H164V217H166V218H169L168 216L170 215V212H169V208H171L170 206H169V204L168 205ZM203 204V203H202ZM201 204V206H203ZM205 204V203H204ZM262 204V203H261ZM37 205V204H36ZM214 205V204H213ZM34 206V205H33ZM150 207H153V209H154V205L153 206H150ZM156 207V206H155ZM205 207V206H204ZM207 207V206H206ZM214 207V208H213ZM243 207V206H242ZM259 207V206H258ZM36 208V207H35ZM38 208V207H37ZM108 208V207H107ZM143 208V207H142ZM184 208V207H183ZM199 208V209H198ZM201 208H203V207H201ZM260 208H262V207H260ZM263 208H264V206H263ZM144 209V208H143ZM188 209V208H187ZM32 210V209H31ZM37 210V209H36ZM114 210V209H113ZM152 210V209H151ZM259 210L260 209H258L257 207L254 209V215L255 216H258V215H260V216H262L261 214L263 213V210H262V212H261V214H259ZM33 211V210H32ZM34 211H35V209H34ZM108 211V210H107ZM114 211V212H115ZM144 210H142V212H143ZM40 212V211H39ZM141 212V213H142ZM184 212V211H183ZM197 212V211H196ZM34 213V212H33ZM37 213V212H36ZM105 213V212H104ZM201 213V212H200ZM199 213V215H203V214H200ZM206 213V212H205ZM139 214V213H138ZM192 214V213H191ZM196 214H198V213H196ZM30 215V214H29ZM115 215V214H114ZM140 215V214H139ZM180 215V214H179ZM206 215V216H207ZM26 216V215H25ZM31 216V215H30ZM120 216V215H119ZM149 216V215H148ZM183 216V215H182ZM181 215H180V219L182 218L183 219V217H182ZM189 216V215H188ZM32 217V216H31ZM34 217V216H33ZM116 217V216H115ZM179 217V216H178ZM191 217V216H190ZM200 217V216H199ZM254 217V216H253ZM264 217V216H263ZM262 217V218H263ZM79 218H81V219H83V218H86V220H87V224H85V227L83 226V227H79V225H75L76 223H74L73 224V222H75L77 219H79ZM111 218V217H110ZM112 218H113V216H112ZM120 218V217H119ZM173 218V217H172ZM203 218H205V217H203ZM208 218V217H207ZM258 218V217H257ZM256 218V219H257ZM261 217H260V222H261V219H262ZM116 219V218H115ZM174 219H177V218H174ZM202 219V218H201ZM253 219V218H252ZM255 219V220H256ZM26 220H28V219H26ZM120 220V219H119ZM172 220V219H171ZM203 220V219H202ZM205 220V219H204ZM241 220H242V218H241ZM85 220H83L82 222H84ZM188 221H189V219H188ZM189 221V222H190ZM205 221H207V220H205ZM215 221V222H214ZM86 222V221H85ZM123 222V221H122ZM168 222H171L170 220L168 221ZM180 222V221H179ZM182 222V221H181ZM205 223V222H204ZM206 223V224H207ZM259 223V222H258ZM262 223V222H261ZM261 223H259V224H261ZM25 224V223H24ZM29 224V225H30ZM45 224V225H44ZM80 225L82 224V223H79ZM118 224V223H117ZM120 224V223H119ZM124 224V223H123ZM187 222H186V220H185V218L183 219V222H182V225H180V223L178 224V225H180V226H182L183 228H182V236H181V241L182 242H187V239L188 238H191L192 236H193V232H191V230L189 229V227L187 226ZM190 224V223H189ZM259 224H258V226H259ZM44 225V226H43ZM137 225H138V223H137ZM172 225V224H171ZM105 226H109V225H105ZM122 226V225H121ZM1 227V226H0ZM18 227V226H17ZM25 227H28V225L26 226L25 225ZM199 227H200V229H199ZM205 227V228H206ZM257 227V226H256ZM105 228V227H104ZM115 228V227H114ZM121 228V227H120ZM41 229V230H40ZM112 229V228H111ZM117 227H116V231H117ZM207 229V228H206ZM257 229V228H256ZM11 230V229H10ZM18 230V229H17ZM105 230H107V229H105ZM119 230V229H118ZM179 230V229H178ZM205 230V229H204ZM253 230V229H252ZM4 231V230H3ZM2 229H0V234H2ZM14 231V230H13ZM16 231V230H15ZM18 231H20V230H18ZM25 231V230H24ZM113 231V230H112ZM138 231V230H137ZM258 230H256V232L254 231V233L252 232L251 233V237H246L244 234H241L240 236H239V238H237V240L236 241H234V239H232L234 242H233V244H232V242H231V244H232V246L230 247L229 245H228V242L226 243V245H228L227 247H228V250H226L225 248L224 249H222V250H226L224 253H222V252H220V251H222V250H220L219 252L223 255V258H222V256H221V258L223 259V260H221L222 262H221V264H256L257 262H260V264H261V262H262V264H264V242H262V241H260V240H258L259 239V235H260V232H257ZM262 231V230H261ZM21 232H23V231H21ZM120 232V231H119ZM123 232V231H122ZM241 232V231H240ZM263 232V231H262ZM11 233V232H10ZM16 233V232H15ZM14 233V234H15ZM28 233V232H27ZM127 233V232H126ZM139 233H141V232H139ZM13 234V235H14ZM32 234V235H31ZM122 234V233H121ZM198 234H199V232H198ZM208 234V233H207ZM10 235V234H9ZM26 235V234H25ZM123 235V234H122ZM127 235V236H128ZM147 235V234H146ZM200 235V234H199ZM4 236V235H3ZM27 236V235H26ZM108 236V235H107ZM136 236V235H135ZM138 236V235H137ZM140 236V235H139ZM151 236V235H150ZM203 237H207V235L205 234V236L204 235H202ZM227 236V235H226ZM261 236V235H260ZM12 237V236H11ZM15 237V236H14ZM118 237V236H117ZM131 237V236H130ZM133 237V236H132ZM131 237V238H132ZM208 237L206 238V240L208 239ZM126 238V237H125ZM131 238H130V240H131ZM145 238V237H144ZM147 238V237H146ZM150 238V237H149ZM235 238V237H234ZM261 238H262V236H261ZM136 239V238H135ZM151 239V238H150ZM14 240V239H13ZM9 241H10V239H9ZM132 241H134V239L132 238ZM190 241V240H189ZM189 241L187 242V243H189ZM226 241V240H225ZM225 241H224V243H225ZM264 241V240H263ZM36 242L38 243L37 245H36ZM125 242V241H124ZM190 242H192V241H190ZM8 243V242H7ZM11 243V242H10ZM31 243V242H30ZM104 243V242H103ZM117 243H118V241H117ZM126 243V242H125ZM224 243H222V244H224ZM6 244V243H5ZM13 244V243H12ZM15 244L17 245L16 246V248L18 249V248H23L24 246H23V244H21L20 245V238H15ZM146 244V243H145ZM147 244H149V242L147 243ZM193 244V243H192ZM205 244V243H204ZM230 244V243H229ZM25 245V244H24ZM31 245V244H30ZM36 245V246H35ZM114 245V244H113ZM125 244H123V246H124ZM150 245V244H149ZM152 245V244H151ZM21 246V247H20ZM23 246V247H22ZM29 246V245H28ZM32 246V245H31ZM128 246V245H127ZM130 246V245H129ZM191 246H193V245H191ZM6 247V246H5ZM25 247H26V245H25ZM180 247V246H179ZM229 247H230V249H229ZM16 248H15V245H14V249L16 250ZM32 248V247H31ZM121 248V247H120ZM125 248V247H124ZM26 249V248H25ZM181 249H183L182 247H181ZM181 249L179 248V249H177V251L175 252L176 253V257H185V255H186V252H187V250H186V252H182L181 251ZM21 250H23V249H19V251H21ZM41 250V249H40ZM48 250V251H49ZM126 250V249H125ZM148 250H149V248H148ZM184 250V249H183ZM7 251V250H6ZM5 251V248H4V246H2V245H0V256L2 257L3 256V252H6ZM10 251V250H9ZM25 251V250H24ZM26 251H28V248L26 249ZM25 251V252H26ZM36 251V253L39 251H37V250H35ZM45 251V252H46ZM115 251V250H114ZM18 252V251H17ZM22 252V251H21ZM30 253H32L31 251H29ZM45 252H44V254H43V252H41L42 254H43V256L45 255ZM49 252V253H50ZM52 252H51V254H52ZM120 253H122L123 254V252H121V251H119ZM147 252H149V251H147ZM7 253H8V251H7ZM7 253H5V254H7ZM9 253H11V251L9 252ZM16 253V252H15ZM20 253V252H19ZM27 253V252H26ZM33 253H34V250H33ZM35 253V254H36ZM48 253V254H49ZM128 253V252H127ZM208 253V252H207ZM18 254V253H17ZM38 254V253H37ZM46 254H47V252H46ZM107 254V253H106ZM130 254V253H129ZM132 254V253H131ZM11 255V254H10ZM13 255V254H12ZM23 255H25V256H23V257H27V255H28V253H27V255L24 253ZM31 254H29L28 255V257L30 256ZM115 255H116V253H115ZM37 256V255H36ZM5 256H3L2 258H4ZM33 257V256H32ZM31 257V258H32ZM46 257V256H45ZM44 257V258H45ZM120 257H121V255H120ZM124 257V256H123ZM127 257V256H126ZM188 257V256H187ZM208 257V256H207ZM206 257V258H207ZM7 257H5L4 258V260L3 261H5V259H6ZM40 258H42V255H41V257ZM40 258H39V261H40ZM125 258V257H124ZM131 258V257H130ZM209 258V257H208ZM1 259V258H0ZM29 259V258H28ZM33 259V258H32ZM37 259H38V257H37ZM37 259H35L36 261H37ZM109 259V258H108ZM125 259H127V258H125ZM182 259V258H181ZM210 259V258H209ZM7 260V259H6ZM118 260H120V259H118ZM134 260V259H133ZM140 260V259H139ZM2 261V260H1ZM11 261V260H10ZM21 261V260H20ZM19 261V262H20ZM27 261V260H26ZM39 261H38V264H39ZM43 261H45V259L44 260H42V262H41V264L43 263ZM47 261H45L46 263H47ZM48 261V262H49ZM117 261V260H116ZM121 261V260H120ZM122 261H123V258H122ZM9 262V261H8ZM44 262V263H45ZM108 262H110V261H108ZM126 262V261H125ZM189 262H190V260H189ZM3 263H5V262H3ZM10 263V262H9ZM24 263V262H23ZM116 263V262H115ZM124 263V262H123ZM140 263V262H139ZM188 263V262H187ZM37 264V263H36ZM48 264V263H47ZM54 264V263H53ZM110 264V263H109ZM134 264V263H133Z\"/></svg>","mask_w":264,"mask_h":264}]
</instances>
